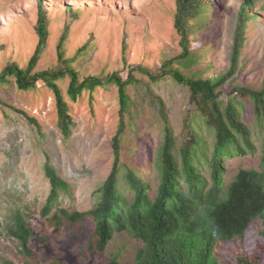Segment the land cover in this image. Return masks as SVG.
<instances>
[{"label":"rangeland","instance_id":"1","mask_svg":"<svg viewBox=\"0 0 264 264\" xmlns=\"http://www.w3.org/2000/svg\"><path fill=\"white\" fill-rule=\"evenodd\" d=\"M177 1L44 0L49 37L36 70L60 65L58 45L65 34V58L80 79L119 72L126 80L130 65L158 71L164 60L183 51L174 24ZM243 1L215 0L203 9L204 14L190 23L193 43L188 65L174 66L196 78L214 79L227 73ZM39 4V0H0V73L12 62L21 67L28 64L39 41ZM250 13L256 16L248 21L238 69L221 87L226 98L234 96L237 86L264 87V0H254ZM134 74L137 82L127 87L130 109L125 114L121 163L136 168L150 183L149 194L154 199L159 186L157 156L167 132L173 131L178 146L181 143L190 89L171 75L154 81L145 73ZM58 85L70 107L69 133L62 130L50 88L40 84L22 91L12 77L0 84V99L6 104L0 103V264H109L113 257L122 264H134L141 243L127 230L115 232L107 248L99 251L90 247L95 234L91 217L78 222L63 217L61 223L53 218L59 207L71 213L94 208L99 189L113 168V137L121 122L116 83L85 90L75 101L67 94L68 75ZM237 100L241 119L252 131L255 150L225 159V187L240 169L262 168L264 126L252 102L240 96ZM162 103L168 120L161 114ZM193 126L212 146L213 135L199 116H194ZM48 159L71 189L61 192L57 206L45 213L51 190L45 173ZM203 173L209 175L207 169ZM126 192L131 201L132 193ZM16 211L33 232L31 253L4 228ZM195 215L199 220L197 236L207 238L205 209L200 207ZM262 227L256 220L242 239L227 243L214 237L220 264H229L247 247H255L256 254L262 255L264 242L258 235Z\"/></svg>","mask_w":264,"mask_h":264},{"label":"trees","instance_id":"2","mask_svg":"<svg viewBox=\"0 0 264 264\" xmlns=\"http://www.w3.org/2000/svg\"><path fill=\"white\" fill-rule=\"evenodd\" d=\"M43 1L39 0L36 25L39 41L33 55L25 67L15 62L6 65L0 73V84L12 77L22 91L33 90L40 84L50 88L65 133H69L70 107L58 81L67 75L70 77L67 94L72 101L77 100L85 90L116 83L121 103V122L113 137L114 164L99 189L96 205L90 211L72 213L59 207L53 216L54 220L61 223L63 217H66L78 222L86 216L91 217L95 222V234L90 247L99 251L107 248L115 232L127 230L142 244L134 264H220L215 252L214 237L226 243L237 237L242 238L257 217L263 222L259 235L264 242V146L261 169H240L227 187L224 181L225 159L255 150L252 131L241 119L237 96L253 103L254 113L264 126V87L256 90L237 86L233 89L234 96L229 98L224 96L221 89L238 69L248 21L256 16L250 13L254 0H244L241 4L231 66L227 73L214 79L196 78L174 66L175 63H180L181 67L188 65L186 61L191 56L193 43L190 23L198 20L215 1L178 0L174 24L181 38L182 53L164 60L161 68L155 72L142 65H130L131 71L126 80L119 72L80 79L76 70L68 64L70 61L65 58V34L58 45L60 65L37 71L38 61L49 37ZM134 71L145 73L154 81L171 75L178 83L190 89V108L185 115L181 143L178 146L173 131L167 132L157 156L156 175L159 177V186L157 198L154 199L149 194L150 183L142 178L136 168L124 167L121 163L125 114L130 109L127 87L137 82ZM0 103L5 104L1 99ZM161 114L168 120L164 103ZM194 116H199L211 131L214 138L212 146L194 129ZM205 169L209 175H204ZM45 173L51 185L44 210L48 213L57 206L61 192L70 191L71 184L57 172L49 159L45 164ZM127 190L133 195L131 201ZM200 207L205 209L204 219L210 232L204 239L197 236L199 220L195 214ZM4 228L20 242L27 253H31L29 241L33 232L20 211H16ZM254 248H244L246 252L235 255L229 264H264V251L260 252L262 255H257ZM109 264L122 263L118 257H113Z\"/></svg>","mask_w":264,"mask_h":264},{"label":"clouds","instance_id":"3","mask_svg":"<svg viewBox=\"0 0 264 264\" xmlns=\"http://www.w3.org/2000/svg\"><path fill=\"white\" fill-rule=\"evenodd\" d=\"M256 220H260L261 221V218L260 217H257L253 222H252V225L247 229V231H246V233L251 229V227L254 225V222L256 221ZM262 222V221H261ZM262 224H263V222H262ZM260 233V232H259ZM259 235V234H258ZM134 236V235H133ZM260 236V235H259ZM244 237V236H243ZM242 237V238H243ZM136 238V237H135ZM242 239L241 237H237V238H235V239ZM113 239V238H112ZM235 239H233L232 241H234ZM138 240V239H137ZM139 241V240H138ZM140 242V241H139ZM141 243V242H140ZM256 245H257V243H256ZM142 247V244H141V246L139 247V248H141ZM138 252V251H137Z\"/></svg>","mask_w":264,"mask_h":264}]
</instances>
